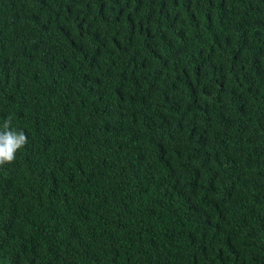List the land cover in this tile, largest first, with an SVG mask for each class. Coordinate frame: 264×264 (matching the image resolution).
Instances as JSON below:
<instances>
[{"label":"trees","instance_id":"16d2710c","mask_svg":"<svg viewBox=\"0 0 264 264\" xmlns=\"http://www.w3.org/2000/svg\"><path fill=\"white\" fill-rule=\"evenodd\" d=\"M0 264H264V0H0Z\"/></svg>","mask_w":264,"mask_h":264},{"label":"clouds","instance_id":"9594fccd","mask_svg":"<svg viewBox=\"0 0 264 264\" xmlns=\"http://www.w3.org/2000/svg\"><path fill=\"white\" fill-rule=\"evenodd\" d=\"M9 123L10 121L4 125L5 131H0V166L13 162L17 150L27 143V137L23 131L17 133L7 130Z\"/></svg>","mask_w":264,"mask_h":264}]
</instances>
